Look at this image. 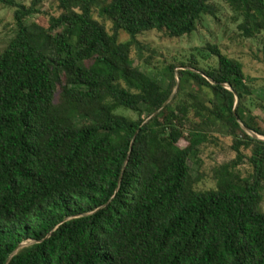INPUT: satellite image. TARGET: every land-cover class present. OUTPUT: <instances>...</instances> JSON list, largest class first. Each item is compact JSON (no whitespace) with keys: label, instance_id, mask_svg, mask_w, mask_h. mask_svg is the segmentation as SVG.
I'll list each match as a JSON object with an SVG mask.
<instances>
[{"label":"trees","instance_id":"1","mask_svg":"<svg viewBox=\"0 0 264 264\" xmlns=\"http://www.w3.org/2000/svg\"><path fill=\"white\" fill-rule=\"evenodd\" d=\"M220 1L242 38L264 37V0ZM42 2L0 0L16 24L0 48V264H264V118L243 64L209 45L216 66L168 63L164 86L133 58L139 36L219 21L216 4ZM217 134L235 158L201 191L193 166Z\"/></svg>","mask_w":264,"mask_h":264},{"label":"rangeland","instance_id":"2","mask_svg":"<svg viewBox=\"0 0 264 264\" xmlns=\"http://www.w3.org/2000/svg\"><path fill=\"white\" fill-rule=\"evenodd\" d=\"M28 6L33 0H18ZM218 8L219 21L212 16L203 15L198 22L197 30L189 36L182 38H170L164 33L153 31L139 36V41L144 46L143 54L135 48L133 58L135 65L142 70L160 79L166 86V78L163 69L168 63L189 62L195 56L202 67L216 66L218 59L209 53L208 46H218L221 51L239 60L244 66L246 77L250 80L249 85L253 95L248 100V108L253 114L264 118V37L244 39L238 31V23L234 21V13L228 5L220 0H212ZM42 11L50 15H59L57 0H43ZM42 25H46L47 18L36 15L31 18ZM108 28L112 25L107 22ZM16 30L14 10L0 4V48L13 37ZM120 39L128 41V35L122 33ZM141 56H139V55ZM150 64H146V60ZM151 66V67H150ZM262 106V107H261ZM119 113L136 118L133 112L120 110ZM218 135V143L206 145L202 148V164L193 166V175H201L203 179L198 184V190L204 191L216 187L212 170L216 166L229 162L235 158V153L230 149V139ZM264 139V138H263ZM184 144V143H183ZM264 210V201L262 204Z\"/></svg>","mask_w":264,"mask_h":264}]
</instances>
